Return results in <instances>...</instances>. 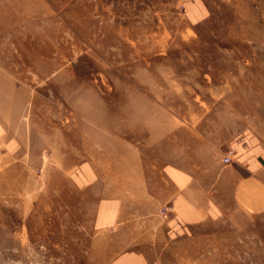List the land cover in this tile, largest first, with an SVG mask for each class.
Instances as JSON below:
<instances>
[{"label":"rangeland","instance_id":"rangeland-1","mask_svg":"<svg viewBox=\"0 0 264 264\" xmlns=\"http://www.w3.org/2000/svg\"><path fill=\"white\" fill-rule=\"evenodd\" d=\"M253 98L264 103V0H0V117L23 141L0 153V264H264V212L172 245L146 243L141 219L125 258L70 186L89 161L134 198L148 154L198 150Z\"/></svg>","mask_w":264,"mask_h":264},{"label":"crops","instance_id":"crops-1","mask_svg":"<svg viewBox=\"0 0 264 264\" xmlns=\"http://www.w3.org/2000/svg\"><path fill=\"white\" fill-rule=\"evenodd\" d=\"M247 86L255 89L257 84ZM249 106L248 113L238 105L231 109L226 115V129L218 127L198 150L184 155L168 152L165 158L148 154L134 176L127 175L125 155L124 180L132 176L138 180L134 182L139 186L134 198L123 196L114 182L101 184L92 162L72 170L74 184L70 186L75 195L71 198L77 208L84 203L90 206L93 230L108 231L110 252L113 248L125 258L131 255L134 233L127 227L133 228L141 219L149 229L142 233L146 243L153 241L155 234L156 244L172 245L192 237L203 225L242 215L246 210L251 215L264 212V103L253 98ZM22 142L11 123L0 117V153L16 154ZM193 143L195 146V139ZM228 153L230 163L223 164ZM203 154L209 156L205 159ZM152 225H156L153 234Z\"/></svg>","mask_w":264,"mask_h":264},{"label":"built area","instance_id":"built-area-1","mask_svg":"<svg viewBox=\"0 0 264 264\" xmlns=\"http://www.w3.org/2000/svg\"><path fill=\"white\" fill-rule=\"evenodd\" d=\"M223 164H229L230 163V153H228L223 159Z\"/></svg>","mask_w":264,"mask_h":264}]
</instances>
